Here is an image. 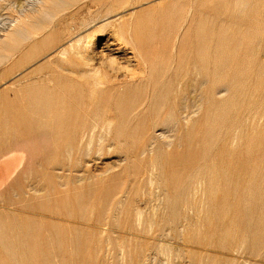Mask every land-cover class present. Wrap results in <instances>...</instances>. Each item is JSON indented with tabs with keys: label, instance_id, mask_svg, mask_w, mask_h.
I'll return each mask as SVG.
<instances>
[{
	"label": "rangeland",
	"instance_id": "rangeland-1",
	"mask_svg": "<svg viewBox=\"0 0 264 264\" xmlns=\"http://www.w3.org/2000/svg\"><path fill=\"white\" fill-rule=\"evenodd\" d=\"M68 4L0 0V264H264V0Z\"/></svg>",
	"mask_w": 264,
	"mask_h": 264
},
{
	"label": "bare ground",
	"instance_id": "bare-ground-1",
	"mask_svg": "<svg viewBox=\"0 0 264 264\" xmlns=\"http://www.w3.org/2000/svg\"><path fill=\"white\" fill-rule=\"evenodd\" d=\"M69 1L70 0H50V2L52 4H54V6L56 7H62V6H68L69 4ZM41 2V0H40ZM43 4V3H42ZM73 5H76V4H71L69 7H72ZM67 7H63L61 9V12L64 11ZM92 15V13H90ZM44 16H48L49 17V14H43ZM75 15V14H74ZM107 15L108 13H106L105 15H103L105 18L103 20H105L107 18ZM57 15H53L51 18H54L56 17ZM71 16V15H70ZM68 16V17H70ZM73 16V15H72ZM102 17V16H100ZM74 18V17H73ZM70 19V18H69ZM76 19V18H75ZM95 19H97V16H91L89 17V23L90 22H93ZM63 20V19H62ZM71 20V19H70ZM73 20V19H72ZM71 20V22H72ZM60 22H61V19H60ZM74 22V21H73ZM130 22V21H129ZM128 21H121V22H117L116 24H110L108 27L111 29V34L112 36L114 37H117L119 40H121L123 42V44H130L133 46V49L135 50V54H136V57L137 59L139 60V63L142 64V73L146 72L147 70V61H146V58L145 56L143 55V53L140 51V49L138 48L139 47V41L137 42V40L139 39L138 37L134 36L133 34V30H132V26L130 25ZM59 23V22H58ZM61 24V23H60ZM79 25L82 27V26H85L86 24L83 22H80ZM74 26V25H72ZM75 27V26H74ZM73 27V28H74ZM71 28V27H70ZM25 33V32H24ZM81 38L75 40L74 42L70 43V45L68 46V48H70L69 52H72V49H74L75 47L78 48V44L80 42ZM92 42V41H91ZM82 43V42H81ZM84 47V46H83ZM75 48V50L77 49ZM80 48H81V44H80ZM79 48V49H80ZM86 48V47H84ZM79 49H77V52L74 50L75 53V56L78 57L77 59L80 60V65L81 66H85V67H89L87 68L88 70H85L84 72H81L82 69L79 71L83 74H87V84H90L91 87L94 89L96 88L97 86L99 85H102V86H105V89H117L118 86V83H112L110 84V81L108 79V72L103 68L100 69L97 68V67H90L91 65H89V62L92 60L90 57L88 58V56L83 52V51H80ZM79 50V51H78ZM85 50V49H84ZM68 51V50H67ZM66 52V49H63L60 53L64 55V53ZM66 56V55H64ZM63 56V57H64ZM73 56V55H72ZM70 56V57H72ZM76 59V60H77ZM64 60V59H63ZM68 61V60H67ZM68 71L69 68H67ZM66 69V70H67ZM73 71V68L71 69ZM77 69H75L76 71ZM75 71H73L75 73ZM77 72V71H76ZM77 74V73H76ZM79 74V73H78ZM73 75V74H72ZM108 79V81H104V78ZM112 77V76H111ZM71 78V77H69ZM76 79V78H75ZM74 80V79H73ZM75 81V80H74ZM77 81V80H76ZM114 85V86H112ZM104 88V87H103ZM104 118L101 120V125H100V130L102 132H107L110 130V120L108 119L110 117V113L109 112H104ZM93 118V117H92ZM91 127L89 128V130H87L84 125L81 123V121H79V123L75 126V131L72 132L71 134H68V137L67 138H71V139H76L77 141V144H81V140L83 139L84 135L86 134L87 135V138L88 140L86 141L85 145L87 146V148H89V145H90V142H91V139L94 137L95 133L94 132V128L96 127V124H94V122L96 123L97 122V119H91ZM94 121V122H93ZM99 133V132H98ZM107 135V134H106ZM99 137V136H98ZM101 137V136H100ZM102 138V137H101ZM99 139V138H98ZM72 141V140H71ZM99 141V140H98ZM74 142V141H73ZM72 143V142H71ZM72 145V144H71ZM76 146V145H75ZM144 147H145V144L144 143H141L139 145V149H141V153L143 152L144 150ZM73 148V147H72ZM75 150V149H74ZM77 150V149H76ZM70 150L67 148L66 149V152L68 153ZM75 152V151H74ZM126 191V190H125ZM124 191V192H125ZM118 205V204H117ZM152 211V210H151ZM136 212H139L138 215L140 214V211L138 209H136ZM137 214V213H136ZM141 215V214H140ZM154 213L152 214V217H154ZM137 216V215H136ZM138 218H140L138 216ZM137 220V218H136ZM135 220V221H136ZM140 219H138L139 221ZM137 223V222H136ZM150 225H152V220L149 222ZM149 224H148V228H149ZM138 225V223H137ZM152 227V226H151Z\"/></svg>",
	"mask_w": 264,
	"mask_h": 264
},
{
	"label": "crops",
	"instance_id": "crops-1",
	"mask_svg": "<svg viewBox=\"0 0 264 264\" xmlns=\"http://www.w3.org/2000/svg\"><path fill=\"white\" fill-rule=\"evenodd\" d=\"M16 167V154L10 149L0 152V186L8 181Z\"/></svg>",
	"mask_w": 264,
	"mask_h": 264
}]
</instances>
